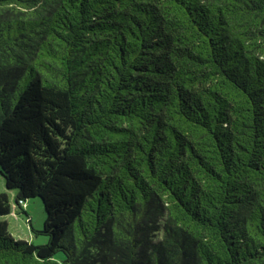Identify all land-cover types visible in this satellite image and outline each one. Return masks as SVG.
<instances>
[{
    "label": "trees",
    "instance_id": "16d2710c",
    "mask_svg": "<svg viewBox=\"0 0 264 264\" xmlns=\"http://www.w3.org/2000/svg\"><path fill=\"white\" fill-rule=\"evenodd\" d=\"M0 178V264H264V0H0Z\"/></svg>",
    "mask_w": 264,
    "mask_h": 264
},
{
    "label": "rangeland",
    "instance_id": "374dc122",
    "mask_svg": "<svg viewBox=\"0 0 264 264\" xmlns=\"http://www.w3.org/2000/svg\"><path fill=\"white\" fill-rule=\"evenodd\" d=\"M6 190L4 187L3 179L0 178V191ZM28 217L23 213H16L13 211L5 217L9 223V229L12 235L18 240H26L33 242L36 245L46 243L44 236H34L31 230L30 222L35 230H41L45 221V211L42 201L39 198L28 200L25 208Z\"/></svg>",
    "mask_w": 264,
    "mask_h": 264
}]
</instances>
